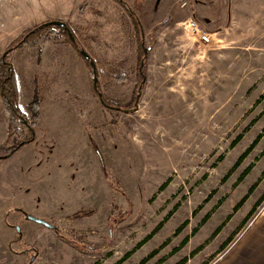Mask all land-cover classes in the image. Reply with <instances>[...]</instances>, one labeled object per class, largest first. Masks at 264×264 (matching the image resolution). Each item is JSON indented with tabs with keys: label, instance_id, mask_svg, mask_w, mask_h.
I'll return each mask as SVG.
<instances>
[{
	"label": "rangeland",
	"instance_id": "1",
	"mask_svg": "<svg viewBox=\"0 0 264 264\" xmlns=\"http://www.w3.org/2000/svg\"><path fill=\"white\" fill-rule=\"evenodd\" d=\"M123 1L0 0V264H216L264 209V0Z\"/></svg>",
	"mask_w": 264,
	"mask_h": 264
},
{
	"label": "trees",
	"instance_id": "2",
	"mask_svg": "<svg viewBox=\"0 0 264 264\" xmlns=\"http://www.w3.org/2000/svg\"><path fill=\"white\" fill-rule=\"evenodd\" d=\"M121 3H124L126 5V3L123 1V0H119ZM126 7L129 9V11L131 12L132 16H134V21L136 24H138V26L140 27L141 24H140V20L135 16V13L134 11L129 8L127 5ZM56 26V25H55ZM47 27L46 24H41L37 29H42V28H45ZM58 28H60L64 35L68 38V40L75 44V42L72 40L71 36L69 35V33L63 28V27H60V26H57ZM72 32V30H71ZM34 33V32H33ZM32 32L29 34H33ZM73 34V37H75L74 33L72 32ZM76 38V37H75ZM24 38L22 39V41L20 42L21 43H24ZM11 52V49H9L7 52H6V55H5V59H3V66L4 67H7V69L5 71H1L0 73V95L2 96V99L4 101V103L6 104V108H7V111H8V115H9V120H10V127H11V122H12V118L14 117H21V114H20V111H19V94H18V91H17V84H16V75H15V71L14 69L12 68L11 65H9L7 62H6V57L10 54ZM81 54V52H80ZM82 55V54H81ZM83 56V55H82ZM84 57V56H83ZM84 59L89 62L90 66L92 67L91 65V59H87L84 57ZM7 64L9 66H7ZM143 68H144V65L142 66L141 70H140V74H142L143 76V79H144V71H143ZM95 90L97 91L98 95H101L100 91H99V85H97V88H95ZM102 102L107 105L108 107H111V108H114V109H118V110H122V111H130V109L128 108H124L122 106H117V105H111L109 104L108 102H105L103 97L100 96ZM138 100V99H137ZM37 105H34V108H36ZM129 107V106H127ZM37 113V112H35ZM35 116L37 117V114H35ZM12 135V134H11ZM33 137L28 139L27 141L23 142L20 146L18 147H22L23 145L27 144V143H31L34 139H35V134L33 132ZM260 138V136H259ZM255 140L254 144L251 146V148H249L238 160V162L236 163L235 167H237L241 161H243V159H245V157L248 155L249 151L254 147L255 144L258 143V139ZM19 148L15 147V148H10L9 150L8 149H4V150H0V158H6V157H10L14 151H17ZM8 150V151H7ZM250 170V167L246 170L245 173H247L248 171ZM166 183L163 184L161 186V189H164L166 187ZM242 203V202H241ZM237 209V208H236ZM182 230V227H180L178 229V231H181ZM149 239L146 238L145 241H147ZM145 243V242H144ZM139 245H142V242L141 244ZM130 254H127L126 257H129Z\"/></svg>",
	"mask_w": 264,
	"mask_h": 264
},
{
	"label": "crops",
	"instance_id": "3",
	"mask_svg": "<svg viewBox=\"0 0 264 264\" xmlns=\"http://www.w3.org/2000/svg\"><path fill=\"white\" fill-rule=\"evenodd\" d=\"M0 122L2 139L8 133V127L2 116ZM216 264H264V209L239 241Z\"/></svg>",
	"mask_w": 264,
	"mask_h": 264
},
{
	"label": "water",
	"instance_id": "4",
	"mask_svg": "<svg viewBox=\"0 0 264 264\" xmlns=\"http://www.w3.org/2000/svg\"><path fill=\"white\" fill-rule=\"evenodd\" d=\"M46 25H56V26H60V27H63L68 33L69 35L71 36L72 40L74 42H76V38L73 37V34L71 32V29L68 27V25L66 24V22L64 21H60V20H56V21H51V22H48ZM81 54L87 58V59H90V56L89 54L84 51V50H80ZM146 52V51H145ZM91 65H92V68H93V74H94V86L95 88H97V85H98V77H97V70H96V65L93 61H91ZM101 96V95H99ZM31 220L37 222V223H41V224H44V225H47V226H50L49 223H47L45 220H42L40 218H37V217H34V216H30L29 217Z\"/></svg>",
	"mask_w": 264,
	"mask_h": 264
},
{
	"label": "built area",
	"instance_id": "5",
	"mask_svg": "<svg viewBox=\"0 0 264 264\" xmlns=\"http://www.w3.org/2000/svg\"><path fill=\"white\" fill-rule=\"evenodd\" d=\"M189 28L194 33H197L199 35L200 40H203L204 42H210L211 41L210 34L208 32L201 30L200 26L197 25V22L189 21Z\"/></svg>",
	"mask_w": 264,
	"mask_h": 264
}]
</instances>
